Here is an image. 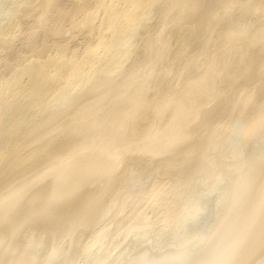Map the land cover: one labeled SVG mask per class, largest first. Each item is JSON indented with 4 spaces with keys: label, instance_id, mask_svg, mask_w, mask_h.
I'll list each match as a JSON object with an SVG mask.
<instances>
[{
    "label": "bare ground",
    "instance_id": "1",
    "mask_svg": "<svg viewBox=\"0 0 264 264\" xmlns=\"http://www.w3.org/2000/svg\"><path fill=\"white\" fill-rule=\"evenodd\" d=\"M0 264H264V0H0Z\"/></svg>",
    "mask_w": 264,
    "mask_h": 264
}]
</instances>
